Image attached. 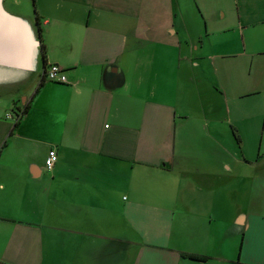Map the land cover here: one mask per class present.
<instances>
[{"label":"crops","instance_id":"crops-1","mask_svg":"<svg viewBox=\"0 0 264 264\" xmlns=\"http://www.w3.org/2000/svg\"><path fill=\"white\" fill-rule=\"evenodd\" d=\"M0 264H264V0H0Z\"/></svg>","mask_w":264,"mask_h":264},{"label":"built area","instance_id":"built-area-1","mask_svg":"<svg viewBox=\"0 0 264 264\" xmlns=\"http://www.w3.org/2000/svg\"><path fill=\"white\" fill-rule=\"evenodd\" d=\"M42 78L43 81L50 83L65 84L67 82L63 69L57 64L46 66L44 68ZM21 115L22 112L18 111L15 115L11 113L6 114V118L14 123H17ZM57 159L56 151L54 149L49 150L44 162L45 168L47 170L54 168Z\"/></svg>","mask_w":264,"mask_h":264},{"label":"trees","instance_id":"trees-1","mask_svg":"<svg viewBox=\"0 0 264 264\" xmlns=\"http://www.w3.org/2000/svg\"><path fill=\"white\" fill-rule=\"evenodd\" d=\"M32 1L34 2V0H32ZM37 24H38V38H39V42L41 43V50H42V53H43L44 52V45H43V42H42V37H41L42 36V33H41V29L39 27V20L38 19H37ZM27 108H28V106H26L24 108V111H26ZM183 256L184 257H188V258L193 259V260H201V261H203V260H206L207 259V257L196 256V255H187V254H184Z\"/></svg>","mask_w":264,"mask_h":264},{"label":"rangeland","instance_id":"rangeland-1","mask_svg":"<svg viewBox=\"0 0 264 264\" xmlns=\"http://www.w3.org/2000/svg\"><path fill=\"white\" fill-rule=\"evenodd\" d=\"M32 13H33V11H32Z\"/></svg>","mask_w":264,"mask_h":264}]
</instances>
